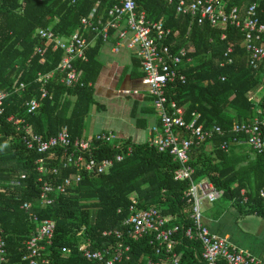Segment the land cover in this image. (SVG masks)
I'll return each mask as SVG.
<instances>
[{"label":"trees","instance_id":"trees-1","mask_svg":"<svg viewBox=\"0 0 264 264\" xmlns=\"http://www.w3.org/2000/svg\"><path fill=\"white\" fill-rule=\"evenodd\" d=\"M222 1L225 11L237 8L242 15L255 4L257 15L264 20V0ZM116 3L117 0H83L74 4L69 0L0 1V90L8 92L0 117V223L7 242L6 264H29L22 259L26 254L24 244L39 225L20 210L24 203L32 205L31 211L38 222L50 220L55 224L53 237L50 244H43L38 264H94L84 258V251L112 246L115 240L102 234L120 229L129 216L130 206L157 209L167 227L185 228L190 224L191 207L185 198L189 181H174V171L179 165L168 152H158L149 142L124 141L122 146L132 145L131 155L115 162L104 174L84 175L81 183L55 198L51 206L38 205L40 184L35 161L42 155L27 150L20 133L6 121L10 115L24 118L32 133L42 137L54 136L62 128L67 129L71 138L83 137L91 108L104 109L95 99V85L102 72L99 56L105 43L102 37L95 39L94 31L82 28L79 19L94 11L95 18L106 21V12ZM136 3L148 19H161L171 31L167 43L173 53L181 48L189 50L191 61L184 60L179 69L185 82H175L166 90L168 101L183 109L186 124H191L193 115H198L196 126L204 130L217 126L226 132L235 124L252 123L256 117L264 116V62L255 68L249 65L239 28L199 25L190 15L177 14L175 6L161 0H136ZM38 29H50L62 39L75 31L90 42L95 39L87 51L88 60L74 62L82 73L83 87L63 86L62 75L56 70L45 87L47 97L40 99L36 77L54 72L62 53L52 50L36 34ZM36 47H41L43 53H37ZM20 85L24 87L22 90ZM34 98L40 105L29 113L27 102ZM135 110L133 107V119ZM140 121L145 123L144 118ZM232 138L231 135L214 137L191 148L188 164L194 169L192 181L207 179L222 192V200L237 204L242 215L264 218V199L259 197V191L264 188V153L249 150L239 155L240 146ZM223 142L227 143L226 151L220 149ZM100 148L99 157H113L120 152L115 144ZM56 155L46 165L58 168V173L44 175V182L59 184L75 173L73 168L62 167L60 151ZM21 175L25 179L20 187L12 188L11 180ZM174 238L177 243L172 250L179 254V263L197 264L199 243L180 234ZM126 243L130 246V258L122 264H145L147 259L160 257L155 254L149 237Z\"/></svg>","mask_w":264,"mask_h":264},{"label":"built area","instance_id":"built-area-1","mask_svg":"<svg viewBox=\"0 0 264 264\" xmlns=\"http://www.w3.org/2000/svg\"><path fill=\"white\" fill-rule=\"evenodd\" d=\"M77 1L83 0H69V3L74 4ZM161 1L175 6L177 14L190 15L199 25L208 23L212 27L230 25L239 28L244 36L242 44L249 65L255 68L264 62V20L261 21L257 15L255 4L245 9L242 15L237 8L225 11L222 0ZM93 12L79 19L81 27L94 31L95 39L102 37L105 44H110L114 40L113 53L119 54L123 49H127L139 61L142 83L147 88L155 118L158 120V125L151 130L154 138L150 144L160 153L168 152L179 165L174 171V181H189L190 186L185 198L186 203L191 205V213L189 226L167 227L166 220L157 209L141 210L130 206L129 216L123 221L121 228L102 234V237L113 238L114 244L100 251L86 250L83 253L84 258L94 264H122L130 258V246L126 241H138L149 237V243L156 249L155 254L160 257L158 260L147 259L145 264H180L179 254L172 250L177 243L174 236L180 234L181 237L199 243L201 252L197 264H264L263 260L240 250L225 237L215 235L209 230L204 223L202 204L216 201L221 198L222 192L207 179L193 182L194 169L188 164L193 146L226 135L233 136L232 141L236 145L246 144L253 153L263 154L264 116L256 117L252 123L235 124L226 132L217 126L210 130L196 126L198 115H193L194 120L191 124H186L183 120V109L168 101L166 90L175 82L181 84L185 82V77L180 74L179 69L184 60L191 61L188 58L189 50L181 48L173 53L167 43L171 31L164 27L161 19L156 21L148 19L145 11L138 9L136 0H117V3L106 12L108 16L106 21L102 17L95 18ZM36 34L45 39L52 50H60L62 53L54 72L38 74L36 77L35 82L40 86V99L47 97L45 87L54 78L56 70L62 75L60 84L63 86L83 87L82 73L78 72L74 62L88 60L87 51L91 42L78 31L73 32L67 39L54 36L50 29H38ZM227 51L230 52L231 49ZM36 52L43 53L41 47H36ZM23 88V85L19 86L20 90ZM122 93L130 95L128 91ZM7 96L8 92L0 90V117L4 113V101ZM39 105L37 98L30 100L27 102L28 112L36 111ZM6 121L20 133L21 141L27 150L42 155L35 161V170L39 174L37 181L40 184L37 200L42 207L51 206L55 198L65 195L68 189L81 183L84 175L104 174L115 162H120L125 156L131 155L133 150L132 145L122 146L123 141L115 143L118 136L113 132L71 138L67 129L62 128L54 136L42 137L32 133L24 118L10 115ZM107 144H115L120 152L113 157H99L102 152L100 147ZM220 149L226 151L227 143L223 142ZM58 151L61 152L62 167L73 168L75 173L65 177L59 184L44 182V175L58 173V168H49L46 165L47 160L56 158ZM24 179V175H21L20 180ZM20 185V181L12 183L13 187ZM1 195L0 187V199ZM259 197L264 199V188L259 191ZM31 209L32 205L29 203H24L20 207L32 222L39 225L36 233L25 242L26 254L22 259L28 260L29 264H38L43 244H50L53 237L55 224L50 220L38 222ZM6 262L7 242L0 223V264Z\"/></svg>","mask_w":264,"mask_h":264},{"label":"crops","instance_id":"crops-1","mask_svg":"<svg viewBox=\"0 0 264 264\" xmlns=\"http://www.w3.org/2000/svg\"><path fill=\"white\" fill-rule=\"evenodd\" d=\"M94 40L91 42V45L94 44ZM112 45L113 42H111L110 44H105L104 47L110 46V48L104 49L103 47L101 49L99 59L103 67L97 83L99 82V80H102L103 82H110L113 78L117 76H121L122 78L125 77L124 80L127 83H133L134 79H137V81L139 82L140 89H132L131 92L130 90L122 91L130 92V95L128 96L122 93L125 98L130 100V118L134 120L135 127L138 129H144V127L146 126L143 121H140L143 119V116H149L152 126H157L158 120L155 118L151 101L147 94V88L142 83V74L140 66L138 64V61H135V59H138L135 58L134 54L127 49H123L119 54L113 53ZM102 50H106L107 56L109 55L106 58V64H104L101 60ZM111 55H113L112 60H110ZM135 68L138 69V73L136 74ZM133 107H135L136 109L135 119L132 118ZM92 135H94V133L88 136H84L83 134V137H89ZM149 138L153 139L154 134L152 133ZM119 139H121L123 142L126 140H130L131 142L136 143L135 141L131 140V138L128 136H118V140ZM237 145L240 146V148L237 149L239 155L249 153L250 149L246 144ZM15 181L21 182L22 180H20V177L15 176L14 179L11 180V186L12 183ZM18 187L12 186V188ZM37 204L40 205L38 200ZM202 215L204 223L213 234L218 235L220 237H225L228 241H230L240 250L248 252L249 254L256 256L264 261V218L257 216L256 214L242 215L235 202L224 201L221 198L217 199L212 203L204 202L202 204Z\"/></svg>","mask_w":264,"mask_h":264},{"label":"rangeland","instance_id":"rangeland-1","mask_svg":"<svg viewBox=\"0 0 264 264\" xmlns=\"http://www.w3.org/2000/svg\"><path fill=\"white\" fill-rule=\"evenodd\" d=\"M109 48L110 46L104 47V49ZM108 56L106 50H102L101 60L104 64H106ZM112 59L113 55L110 60ZM136 73H138L137 68H135ZM124 79L125 77L117 76L110 82L99 80L96 84L95 99L97 103L104 106V110L99 111L97 106L91 108L90 114L86 118L84 136L100 132H113L116 136H128L136 143L152 141V138L149 137L154 125L152 126L150 117L143 116L146 124L144 129L136 128L134 120L130 118V100L122 95L123 90L131 92L132 89H140L139 82L134 79L133 83H127Z\"/></svg>","mask_w":264,"mask_h":264}]
</instances>
